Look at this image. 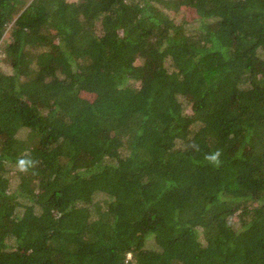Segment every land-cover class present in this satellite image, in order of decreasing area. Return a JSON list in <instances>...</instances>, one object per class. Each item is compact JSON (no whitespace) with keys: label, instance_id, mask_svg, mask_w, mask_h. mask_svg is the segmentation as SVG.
Segmentation results:
<instances>
[{"label":"trees","instance_id":"trees-1","mask_svg":"<svg viewBox=\"0 0 264 264\" xmlns=\"http://www.w3.org/2000/svg\"><path fill=\"white\" fill-rule=\"evenodd\" d=\"M0 264H264V0H0Z\"/></svg>","mask_w":264,"mask_h":264},{"label":"rangeland","instance_id":"rangeland-1","mask_svg":"<svg viewBox=\"0 0 264 264\" xmlns=\"http://www.w3.org/2000/svg\"><path fill=\"white\" fill-rule=\"evenodd\" d=\"M171 13L175 16V18L177 19V22H180L183 19H187L188 21H191L198 16L197 12H196V8H193L190 6H182L180 10L171 11ZM87 95L90 96L89 94H87ZM90 97L92 98L93 96L91 95ZM190 109H191V105L186 106V112H189ZM154 244H155V242L152 239L149 246L154 245ZM130 256L131 255H129V258H130Z\"/></svg>","mask_w":264,"mask_h":264}]
</instances>
